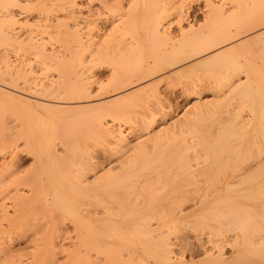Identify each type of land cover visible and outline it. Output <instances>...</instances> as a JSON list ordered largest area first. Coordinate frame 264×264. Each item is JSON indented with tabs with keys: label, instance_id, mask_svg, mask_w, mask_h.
I'll return each instance as SVG.
<instances>
[{
	"label": "bare ground",
	"instance_id": "6f19581e",
	"mask_svg": "<svg viewBox=\"0 0 264 264\" xmlns=\"http://www.w3.org/2000/svg\"><path fill=\"white\" fill-rule=\"evenodd\" d=\"M0 264H264V0H0Z\"/></svg>",
	"mask_w": 264,
	"mask_h": 264
},
{
	"label": "rangeland",
	"instance_id": "374dc122",
	"mask_svg": "<svg viewBox=\"0 0 264 264\" xmlns=\"http://www.w3.org/2000/svg\"><path fill=\"white\" fill-rule=\"evenodd\" d=\"M195 13H196V14H195ZM201 13H202L201 11H197V10H196L195 12H192V17H191V18H193V19H197V18H199V19H200L201 15H202ZM189 232H190V233H188V234H190V235L193 234L192 231H189ZM207 233H208V232H205V240H206V239L208 238V236H209ZM195 246H196V245H195ZM196 247H197V246H196ZM196 247H195V249H197ZM226 247H227V248H226L225 250H228V251H229V249L231 248L229 245H227ZM193 248H194V246H193ZM193 248L191 249L192 251H193ZM195 249H194V251H193V252H194V257H195V254H196L197 256L195 257V259L198 260V259L201 257V254L198 253L199 251H198L197 253H195ZM196 251H197V250H196ZM187 252H188V253H186V254H188V256H189V253H190V252H189V251H187ZM198 254H199V255H198ZM197 257H199V258H197Z\"/></svg>",
	"mask_w": 264,
	"mask_h": 264
}]
</instances>
